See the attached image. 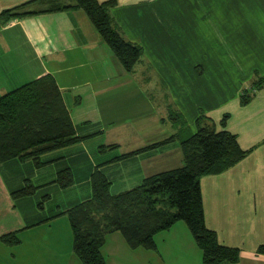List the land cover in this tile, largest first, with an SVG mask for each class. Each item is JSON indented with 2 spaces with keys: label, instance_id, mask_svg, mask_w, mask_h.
<instances>
[{
  "label": "crops",
  "instance_id": "1",
  "mask_svg": "<svg viewBox=\"0 0 264 264\" xmlns=\"http://www.w3.org/2000/svg\"><path fill=\"white\" fill-rule=\"evenodd\" d=\"M26 1L0 0V11ZM115 2L111 8L115 26L143 49L130 72L81 8L45 10L6 22L0 19V95L51 75L80 137L43 153L40 166L32 159L0 162V237L10 232L19 235L14 244L0 239V264H73L58 255L64 250L73 253L71 245L61 246L70 228L66 216L58 213L90 196V175L96 166L109 178L110 191L118 193L151 174L182 165L179 139L152 146L178 132L169 120L172 112L181 114L188 132L197 129L199 114L219 129V121L227 114L225 128L247 153L224 171L201 177L205 224L220 243L240 249L235 264H264V254L256 252L264 243V84L241 104L242 83L232 95L221 87L218 97L207 85V99H199L202 94L192 79L186 77L187 84L183 80L194 74L197 64H203L201 58L208 59L203 64L208 79L220 76V70L212 66L220 64L214 40L232 43L233 38L244 36L257 40L260 50L255 51L263 55L241 70L244 87L253 75L263 74L264 0ZM237 14L239 24L232 20ZM203 45L210 50L199 54V48H206ZM102 143L116 146L100 152ZM132 151L136 152L111 160ZM63 167L70 168L74 179L64 188L54 181ZM25 182L37 186L35 191L13 197L11 192ZM44 194L49 198L39 206ZM180 222L156 234L153 250L131 249L125 242L108 246L112 235L102 248L105 264H201V250Z\"/></svg>",
  "mask_w": 264,
  "mask_h": 264
},
{
  "label": "trees",
  "instance_id": "2",
  "mask_svg": "<svg viewBox=\"0 0 264 264\" xmlns=\"http://www.w3.org/2000/svg\"><path fill=\"white\" fill-rule=\"evenodd\" d=\"M69 1L65 4L62 0H29L2 9L0 19L6 22L45 10L81 8L123 69L132 71L142 55V47L125 37L115 26L110 13L115 0ZM38 5L42 9L37 8ZM253 76L249 79L253 87H244L239 94L241 104L247 103L255 90L264 84V75L257 80ZM203 116L196 119L197 129L188 132L184 129L185 121L181 114L170 113L169 118L176 123L178 132L152 144L179 139L183 159L180 166L151 174L139 185L118 193L110 191L109 178L99 166L94 167L90 175V196L58 213L67 218L71 248L81 264H105L102 248L117 231L123 235L129 248L153 250L156 248V234L177 221L186 224L201 250V264L236 263L239 260L240 249L220 243L216 232L205 224L200 179L233 166L246 155L247 150L242 149L236 135L225 128L227 114L219 121L220 129L210 118L208 122L201 121ZM79 140L61 90L51 75L45 74L0 95V162L13 158L32 159L36 166H40L43 153ZM101 147L100 152L106 151ZM54 181L62 188L70 186L74 181L70 168H61ZM36 188L25 182L11 194L15 198L23 197L31 195ZM48 198L49 194H44L39 206ZM0 239L14 244L19 241V235L10 232ZM256 252L264 254V243L257 247Z\"/></svg>",
  "mask_w": 264,
  "mask_h": 264
},
{
  "label": "rangeland",
  "instance_id": "3",
  "mask_svg": "<svg viewBox=\"0 0 264 264\" xmlns=\"http://www.w3.org/2000/svg\"><path fill=\"white\" fill-rule=\"evenodd\" d=\"M112 7H114V5ZM111 8H110V13H111ZM111 16H112V14H111ZM236 16H238V14ZM236 16H234L232 20L235 21L237 24H239L240 23L239 22V16L237 18H236ZM119 30L122 31V33L125 35L126 32H124L122 30V28H119ZM125 37H127V36L125 35ZM251 39H252V37H251ZM214 42L216 44L215 45L216 55L219 57L220 64H218L216 66H214V65H212V66H213V68L220 70V72L222 74L220 75L218 73H215L217 76L218 75H220V76H218V77L215 76L212 78V80H210V78L208 79V77L206 75H204V73H203V64H207L208 59L206 61L205 59L201 58L200 62H202L203 64H199V65L197 64L195 66V69L193 70L194 74H192L191 76L189 75V76L183 77V80L185 81L186 84H187L186 79H185L186 77H189L190 82L192 79L193 85H195V87L202 94V95H200L199 99H202L203 97H206V99H207V94H206V91H208L207 85H209L210 93L214 94L217 97L220 94L218 90H220L221 87H225L226 91L229 92V93L227 92L225 94H229V95L234 94L235 93L234 88L240 87L241 83H242L241 88L243 89L244 88L243 81L245 80V77H242V75L240 73L241 70L243 69L244 71H246V69H249L250 65L256 64L257 63L256 61L260 60L259 58H263V55L261 56V52L255 51L256 48L260 50L259 42H257V40H254V39L247 40V38L245 36L242 37V39H240V40H238V38H236V40H234V38H233V40L231 41L232 43L228 42L227 40H214ZM136 43L140 45L139 42H136ZM223 45H225V51L222 50V48H224ZM203 46H205L206 48H203V47L199 48V54L206 51V49L210 50L209 46H207V45H203ZM142 52H143V49H142ZM204 58H206V57H204ZM261 62H263V60H261ZM186 63L188 64V62H186ZM134 67H135V65H134ZM134 67H133V69H134ZM138 69H139V67H138ZM229 72H231V74H228ZM263 75H264V73L263 74L259 73V75L258 74L254 75L253 79L257 80L258 78L262 77ZM136 76L140 77V73H138ZM246 83H248V81ZM197 84H198V86H197ZM248 86H250V88H252L253 83L249 82ZM195 101L197 103H199L196 99H195ZM203 118L204 117L201 118V121L204 122L205 120ZM170 121L172 122L173 119ZM178 121H180L179 118H178ZM170 124L171 123L168 121V125H170ZM174 124L176 125V123H174ZM190 131H195V130L193 129ZM109 145H116V144L115 143H108V144L102 143V145H100V146H102L101 148H104V150L107 151V150L112 149V147H107ZM106 151H102V152H106ZM178 222H180V221H178ZM180 223L184 224V226H185L184 222L181 221ZM186 229L189 232V234L191 235L189 229L187 227H186ZM190 235H188V236L191 237ZM68 238L70 241L69 243L67 242ZM191 240H193V238ZM123 242H125L123 235L117 231L113 234L111 240L109 241V243L107 245L108 246H117L119 244H123ZM70 245H71V231H70V235H68L66 237H62V239H61V246L68 247ZM190 253H192V252H190ZM193 254L194 253H192V255ZM58 255L63 260L65 258L67 263L81 264L80 261L77 259V257L74 255V253L68 254L67 250H64L63 252H59ZM239 259H240V256H239ZM165 260L167 262H169V259L167 257ZM224 264H235V263H232V262L226 263L225 262Z\"/></svg>",
  "mask_w": 264,
  "mask_h": 264
}]
</instances>
